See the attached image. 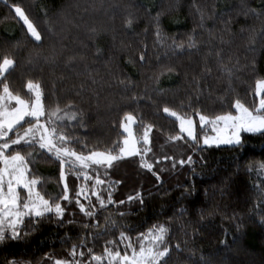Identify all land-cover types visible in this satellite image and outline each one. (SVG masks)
<instances>
[{
	"label": "trees",
	"instance_id": "trees-1",
	"mask_svg": "<svg viewBox=\"0 0 264 264\" xmlns=\"http://www.w3.org/2000/svg\"><path fill=\"white\" fill-rule=\"evenodd\" d=\"M9 4L20 6L42 34L41 42L34 41L12 8L0 0V61L7 55L15 62L6 74L10 89L29 99L27 82H40L46 111L56 107L57 102L63 107L73 101L83 113L84 125L80 127L79 120L73 121L76 127L70 129L76 137L72 146L77 151L83 150L87 154L92 150L107 151L122 146L125 135L120 121L125 112H131L137 118V124L133 125L136 137H142L144 125L151 124L154 126L152 141L158 144L179 134L175 119L161 110L165 103L180 109L183 101L184 111L190 112L187 98L191 96L193 105L208 114L228 111L237 95L250 108L258 104L256 83L264 80V41L260 39L264 34V17L246 19L242 12L245 5L261 8L264 0H9ZM194 4L212 14V18L205 20V27L214 29L217 37L211 44L208 32L199 27ZM226 10L231 16H225L223 20L232 21L229 27L235 35L225 34V40L232 42L221 44L220 30L225 25L221 23L220 13ZM130 13L135 22L132 28H127L125 20ZM157 13L161 14L160 26L168 37L164 46L155 42L153 18ZM242 27L256 30L254 53L247 51L249 33L241 32ZM193 29L199 54L192 50L193 54L189 55L185 50L183 54L173 55L167 46L173 40L184 42L186 46ZM210 47L213 55L207 60L212 73L208 75L202 68L204 54ZM220 48L224 50L226 62L231 56L233 63L238 57L240 65H247L236 73L239 78L232 80L234 92L227 91L228 83L217 70L215 51ZM142 52L146 59L141 65L139 56ZM72 57L75 59L70 62ZM167 65L174 67L175 72H165L161 76L160 72ZM194 78L199 79L203 93L198 102ZM121 80L125 81L124 85ZM160 90L167 91L158 95ZM133 96L145 98L137 102ZM221 96L225 97L226 104L218 99ZM231 110L234 113L235 110ZM191 114L197 135L201 137L209 129L202 131L198 117ZM9 135L14 138L15 134ZM242 137L241 146H213L203 151H197L188 141L194 164L176 167L170 174L156 170L160 181L141 169L135 159L115 162L104 177L113 182L120 181L113 193L114 200L127 201L128 196L141 192L144 204L141 206L135 201L118 208L110 205L91 219L80 213L75 204V192L84 184L83 177L77 180L69 176L72 204L61 201L62 205H67L64 225L59 226L55 219L44 220L39 225L26 223L23 229L28 232L27 236L0 243V264H8L10 259H15L16 264H55L56 259L70 261L73 245H80L82 238L87 243L77 250L85 252V262L90 261L89 248L92 254L99 256L104 255L105 247L123 254L121 231L135 241L139 232L147 231L157 223L170 228L172 255L169 264H200L201 254L208 264H264V224L260 222L264 216V171L259 170V165L264 163V136L245 133ZM85 144L87 148L82 149ZM153 149L156 151L157 147ZM30 167L42 178L38 189L46 198L62 195L59 161L45 153L42 157L36 156ZM98 172L105 175L104 167ZM90 182L87 181V185ZM185 187L194 188V193L188 195ZM104 198H107V192ZM92 201L95 203L94 198ZM84 204L87 207V201ZM95 206L99 208L98 203ZM181 207L187 212L179 217ZM121 211L129 214L120 217L117 213ZM69 220L73 223L69 224ZM113 220L115 228L111 226ZM86 223L89 228L83 227ZM237 223L242 225L239 230ZM92 224L96 227H91ZM225 229L229 233L227 237ZM98 233L102 238L92 240L91 235ZM107 240L114 244L107 245ZM222 240H226V245L221 243ZM176 243L180 244L181 251H176ZM191 250H195L194 255Z\"/></svg>",
	"mask_w": 264,
	"mask_h": 264
},
{
	"label": "snow or ice",
	"instance_id": "snow-or-ice-1",
	"mask_svg": "<svg viewBox=\"0 0 264 264\" xmlns=\"http://www.w3.org/2000/svg\"><path fill=\"white\" fill-rule=\"evenodd\" d=\"M5 6H10L15 12L16 16L23 22L28 34L36 42L42 41V34L26 16L25 12L18 5H10L9 0H3ZM196 12L199 16V27L209 34V44L217 37L214 29H207L205 27L206 18H212V14H209L204 7L196 6ZM214 8V6H213ZM160 13H157L154 17V35L156 37V43L164 46L167 44L168 37L164 34L160 26ZM239 15V13H238ZM242 15L247 19L254 17L261 19L264 17V6L261 8H253L245 5ZM231 16L230 11H223L220 13L221 23L225 25L220 30L219 41L221 44L231 43V40H225V34L234 36L235 33L231 31L229 25L231 20H223V17ZM135 19L130 13L125 20V27L132 28ZM51 31V28H49ZM95 29L92 32L95 33ZM248 31L247 37L248 47L247 51L255 52L256 49L253 45L257 42V33L253 28H241V32ZM260 39L264 41V34H261ZM173 55L183 54L185 50L189 55H192V50H195L199 54V44L195 36V29L193 33L188 35L187 44L184 42L177 43L173 40L171 45L167 46ZM99 53L100 50L97 49ZM224 50L222 48L215 51V63L217 70L221 74V78H224L228 83V92H234L232 88L233 78H239L236 73L242 71L247 65H240L239 58L232 62V57L226 62L223 56ZM213 55L210 47L209 52L205 53L204 67L202 72L211 75L212 68L208 66L207 57ZM74 57L70 58L71 60ZM146 59L145 53L142 52L139 56L141 65ZM135 63V61H131ZM14 60L7 55L0 61V243H4L6 240L17 241L22 236H27L28 232L24 231L23 226L27 224L39 225L44 220L55 219L59 226L64 225V218L67 212V205L72 204L70 198V187L68 178L74 176L77 180L83 177L85 182L93 180V176L89 174V170L99 171L101 167L105 169V176L108 175L107 170L114 166L115 162L121 161L128 157L138 156L140 157L139 167L152 173L156 177L157 181L161 180L160 175L154 171V163L149 159H145L149 153L153 152L151 144L150 134L153 131V125H144L142 137H135L133 134V125L137 124V118L131 112H125L123 118L120 121V128L124 134H126L122 140V146L117 145L116 148L107 151L92 150L85 152L83 150L77 151L72 146L74 140H76L75 134L70 131L76 127L73 121L79 120V126L83 127L82 116L80 111L73 101H68L63 107L57 102L56 107L46 111L44 104V91L40 82H33L29 80L26 84L27 91L31 94V98L25 99L19 94H14L10 89L7 82L6 74L10 69L14 67ZM253 70L255 64L253 63ZM174 73L175 68L171 65L165 66L160 72V75L164 73ZM91 75V73H89ZM159 80V76L157 77ZM196 83L195 98L197 102L200 96L203 94L200 88L199 79L194 78ZM93 83L96 80L93 79ZM122 85L125 84L124 80H121ZM127 87V85H125ZM164 91H158V95H163ZM77 95H80L78 92ZM256 97L258 98V105L254 108L246 106L238 97L233 99L230 109L228 111L221 110L213 114L206 113L199 106H194L192 103V97L189 96L187 108L190 112L184 111V102L181 101L180 109H174L168 106L166 103L162 107V111L166 116L174 118L177 122L179 134L171 135L168 137L170 141H180L185 137L188 141H191V147H194L197 151H203L206 148L213 146L219 147L221 145L228 146H241L243 142L242 134L249 135H261L264 136V80H258L256 83ZM144 96H133L132 99L139 101L144 99ZM150 99V97H149ZM222 104H226L225 97H218ZM231 109H234V113ZM194 113L199 120V128L203 131L209 126L211 131L215 135L205 134L201 137L197 135L196 124L194 122ZM46 117V118H45ZM45 118V119H42ZM67 121L68 123H64ZM26 125V126H25ZM10 133H14V138L10 137ZM201 143L203 147H201ZM138 145H140L138 147ZM82 149H86L87 145H82ZM118 148V151L116 150ZM39 150V151H37ZM47 154L53 160L59 161V183L63 185L62 195L58 198L48 197L38 189V185L42 183V178L33 173V169L30 165L35 161L36 156H43ZM154 155V154H153ZM161 159L164 161H172V168L175 169L177 164L183 167L185 164L191 166L194 164L193 156L189 155L187 160H176L172 156H164L162 158L155 159V164H160ZM92 166H96L95 169ZM77 168L80 171H77ZM166 169L161 168L160 171ZM259 170L264 171V163L259 165ZM251 171V168H249ZM120 181H111L102 178L97 175L94 180V184L89 189L86 185L84 187H78L75 192V204L79 208V212L85 217L94 218L97 212L101 209H108V206L118 208L119 205H123L126 202L131 204L135 201H139L143 206L144 198L141 192H137L135 196H128L127 201L120 200L115 201L113 193ZM106 186V187H102ZM20 189L23 192L19 191ZM107 192V198L103 196L104 192ZM90 193V195H89ZM185 193L192 195V190L185 187ZM81 197L87 201V207L81 201ZM91 197H95V203H93ZM61 201L67 202V205H62ZM98 203L99 208L95 206ZM187 210L181 207L178 210V216L182 217L186 214ZM201 220L204 219L203 210H199ZM120 217H124L129 213L118 212ZM235 219V217H233ZM171 220V218H170ZM69 224L73 221H67ZM262 224H264V216L261 217ZM112 228L116 227V222L112 221ZM237 229L242 227L237 223ZM84 228H89V224H84ZM91 227L95 228L96 225L92 224ZM228 231L225 229L224 235L228 236ZM170 228L163 223H157L152 225L147 231H141L137 234L136 240L133 241L130 236L126 235L123 231L120 232V243L123 245L124 253L121 254L119 250L113 251L111 247L104 248V255L99 256L92 254V249H88L90 255V261L85 262V252L83 250L78 251V248H83L87 243L86 239H81L80 245H73L70 255L72 260H60L56 259L55 264H91L92 261L100 262L107 259V264H169V259L172 255V245L169 238ZM102 238V234L91 235L92 240ZM139 244V248L135 247V244ZM187 243V241H185ZM226 245V240L221 241ZM107 245H113L114 241L107 240ZM176 251H181L180 244H175ZM129 250L131 254L129 255ZM193 255L195 250H191ZM79 256L80 259H76ZM8 264H16L15 259H10ZM200 264H208V260L201 254Z\"/></svg>",
	"mask_w": 264,
	"mask_h": 264
},
{
	"label": "rangeland",
	"instance_id": "rangeland-1",
	"mask_svg": "<svg viewBox=\"0 0 264 264\" xmlns=\"http://www.w3.org/2000/svg\"><path fill=\"white\" fill-rule=\"evenodd\" d=\"M255 94H256V89H255ZM42 119H45V118H42ZM198 123H199V120H198ZM206 129H209V130H207L203 135H205V134L215 135V133H213L211 131V127L210 126L208 128H206ZM124 135H126V134H124ZM202 136H201V138H202ZM185 139H187V138L185 137L183 140H180V141H170L169 139H164L162 143L155 144V142L152 141V135L150 134L151 144L149 146L152 147V149L154 147H157V150L155 151L153 149V152L149 153V155L147 157H145V159H149L150 162L154 163L155 171L159 170V173H162V174L163 173H165V174L169 173L170 174V173H172V171H174V169L172 168V161H164L163 159H161V163L160 164H155V159L162 158V157L167 155V156L174 157L176 160H179V159L187 160V157L191 154L192 150L190 149L189 146H187L188 142L186 143ZM139 146L140 145H138V147ZM201 146H203L202 143H201ZM222 146H228V145H221L219 147H222ZM131 158L133 160L135 159L136 164H140V157L133 156V157H128L126 159H131ZM179 166L180 165L177 164L176 167H179ZM95 167L96 166H92L93 169H95ZM101 168H103V167H101ZM161 168H164L166 170L165 171H160ZM77 169H79V168H77ZM89 174H91L93 176V180H91V182L88 185H87V182H84V184L79 186V187H84L86 185L90 189L92 187V185L94 184V180H95V177L97 175H100L102 178L105 177V175L101 174L100 172L93 171L91 169L89 170ZM102 187H106V186H102ZM19 191L23 192L22 189H20ZM105 193H106V191L103 193L104 197H105ZM89 195H90V193H89ZM93 198L95 199V197H91V199H93ZM81 201H82V203H84L86 200H84L83 197H81ZM136 248L138 250L139 244L137 245ZM130 254H131V251H130L129 255ZM101 262H104V264H107V259H104Z\"/></svg>",
	"mask_w": 264,
	"mask_h": 264
}]
</instances>
